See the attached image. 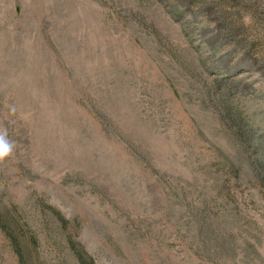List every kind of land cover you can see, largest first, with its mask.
I'll use <instances>...</instances> for the list:
<instances>
[{
  "label": "rangeland",
  "instance_id": "374dc122",
  "mask_svg": "<svg viewBox=\"0 0 264 264\" xmlns=\"http://www.w3.org/2000/svg\"><path fill=\"white\" fill-rule=\"evenodd\" d=\"M0 134V264H264V0H0Z\"/></svg>",
  "mask_w": 264,
  "mask_h": 264
},
{
  "label": "trees",
  "instance_id": "16d2710c",
  "mask_svg": "<svg viewBox=\"0 0 264 264\" xmlns=\"http://www.w3.org/2000/svg\"><path fill=\"white\" fill-rule=\"evenodd\" d=\"M0 221H1L0 227L2 228L1 214H0ZM64 223L66 224L67 222L64 221ZM3 229H5V228H3ZM7 231L10 232L9 229ZM10 240L12 242L13 248L15 249V253L20 258L21 262H23V264H24V262H25L24 261V253L22 250L23 248H22L21 243L19 242L18 239L13 238V237H11ZM70 245H71L73 252L76 255L80 264H97L95 262V260L92 257H90L88 255V253L85 252V250L78 243L70 241Z\"/></svg>",
  "mask_w": 264,
  "mask_h": 264
},
{
  "label": "clouds",
  "instance_id": "9594fccd",
  "mask_svg": "<svg viewBox=\"0 0 264 264\" xmlns=\"http://www.w3.org/2000/svg\"><path fill=\"white\" fill-rule=\"evenodd\" d=\"M14 145L5 134H0V159L11 155Z\"/></svg>",
  "mask_w": 264,
  "mask_h": 264
}]
</instances>
